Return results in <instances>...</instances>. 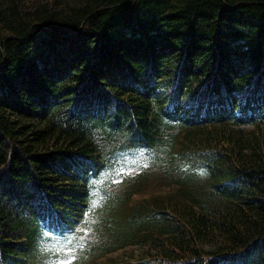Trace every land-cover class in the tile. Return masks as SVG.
<instances>
[{
    "label": "trees",
    "instance_id": "trees-1",
    "mask_svg": "<svg viewBox=\"0 0 264 264\" xmlns=\"http://www.w3.org/2000/svg\"><path fill=\"white\" fill-rule=\"evenodd\" d=\"M174 129L208 189L182 180L108 212L90 250L264 264V0H0V264L62 260L105 143L159 148Z\"/></svg>",
    "mask_w": 264,
    "mask_h": 264
},
{
    "label": "rangeland",
    "instance_id": "rangeland-1",
    "mask_svg": "<svg viewBox=\"0 0 264 264\" xmlns=\"http://www.w3.org/2000/svg\"><path fill=\"white\" fill-rule=\"evenodd\" d=\"M121 141V139H117L116 141H107L105 143L104 148L109 160L107 162L108 168L100 178L93 182L91 207L96 209L102 206L104 201L109 198V202L104 205V212L99 213V216L106 217L105 215L108 212L114 214L122 212L130 207V203L134 204L137 199L153 197L169 190V178L167 176L169 157L177 149L173 148L169 151H165V148L156 151H127L122 148ZM176 180L180 183L185 179L176 176ZM189 184L192 183L189 182ZM130 193L132 195L129 197ZM123 197H126V200L124 204H121ZM127 201L129 202L126 204ZM93 222L94 217L90 218V223L86 227V234L89 232ZM59 245L56 246L59 247ZM131 251L117 258L122 256L121 262H125L126 258L129 257L128 253H132ZM134 251L137 252V250ZM66 255L69 259L72 258V253L69 250L65 251L64 256ZM68 263L69 260L66 257L55 262V264ZM82 264L101 263L95 260H86Z\"/></svg>",
    "mask_w": 264,
    "mask_h": 264
}]
</instances>
